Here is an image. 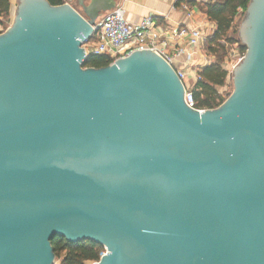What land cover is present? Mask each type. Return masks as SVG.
<instances>
[{
    "label": "water",
    "instance_id": "1",
    "mask_svg": "<svg viewBox=\"0 0 264 264\" xmlns=\"http://www.w3.org/2000/svg\"><path fill=\"white\" fill-rule=\"evenodd\" d=\"M0 34V264H55L51 241L104 246L96 264H264V0L217 109L153 51L85 68L101 18L78 0H17Z\"/></svg>",
    "mask_w": 264,
    "mask_h": 264
},
{
    "label": "trees",
    "instance_id": "2",
    "mask_svg": "<svg viewBox=\"0 0 264 264\" xmlns=\"http://www.w3.org/2000/svg\"><path fill=\"white\" fill-rule=\"evenodd\" d=\"M53 6H60L65 0H48ZM252 0H222L207 7L208 18L215 22L217 29L206 38L205 51L216 59V62L199 69L200 80L194 85L193 91L196 107L200 110L217 109L225 98L219 89L227 86L229 72L221 66L228 55L229 49L239 46L242 55L247 53V47L236 38L238 21L244 18ZM8 0H0V17L8 16ZM1 24V20H0ZM112 63L106 55H89L84 63L85 68H103ZM56 259H62L61 264H91L98 262L105 252L104 246L85 240L77 243L69 242L64 237H55L51 241Z\"/></svg>",
    "mask_w": 264,
    "mask_h": 264
},
{
    "label": "built area",
    "instance_id": "3",
    "mask_svg": "<svg viewBox=\"0 0 264 264\" xmlns=\"http://www.w3.org/2000/svg\"><path fill=\"white\" fill-rule=\"evenodd\" d=\"M94 30L91 39L83 45L87 54L106 55L114 63L136 51H153L175 69L178 78L184 84L190 76L191 68L188 65L182 68L175 67L176 60L185 53L188 54L179 42L187 39V45L198 50L204 40L202 33L197 29L162 32L151 17L138 24L131 23L126 20L121 9L112 10L101 16ZM193 53L188 55L191 56ZM209 64L211 62L207 61L206 65ZM197 80H200V76ZM185 101L189 107L198 109L193 89L187 87Z\"/></svg>",
    "mask_w": 264,
    "mask_h": 264
},
{
    "label": "crops",
    "instance_id": "4",
    "mask_svg": "<svg viewBox=\"0 0 264 264\" xmlns=\"http://www.w3.org/2000/svg\"><path fill=\"white\" fill-rule=\"evenodd\" d=\"M8 1V16L0 17V34L11 27L15 18L18 1ZM218 1L222 0H86L85 6L109 9L116 4L114 9L104 11L101 15L103 16L115 9H121L126 20L134 24L141 23L144 19L151 17L162 32H172L179 29L199 30L204 38L201 48L197 50L188 46L187 39H182L179 45L186 49L188 54L194 53L191 56L185 53L175 62L176 68H182L186 65L191 68L190 76L185 84L188 88H193L197 83L199 69L206 66V62L211 58H214L205 51L204 45L206 38L217 29L216 23L208 18L207 7ZM71 4L78 12L83 14L82 6L79 5L78 0H73Z\"/></svg>",
    "mask_w": 264,
    "mask_h": 264
},
{
    "label": "rangeland",
    "instance_id": "5",
    "mask_svg": "<svg viewBox=\"0 0 264 264\" xmlns=\"http://www.w3.org/2000/svg\"><path fill=\"white\" fill-rule=\"evenodd\" d=\"M243 20H244V18L241 19L240 21H238L239 22L238 23V27H237L238 33L236 35V38L239 40V42L242 45L246 46L245 43L242 42V39H241V36H240V29H241ZM244 56L245 55H242L241 52L239 51V46L238 45H234L233 47H231L229 49L228 55L225 58L224 62L221 63V66L223 68L227 69L228 72H229V78H228V81H227V86L225 88L219 89L220 94H222V96L225 98V102L229 99V97L234 92L233 70H234V68L236 66H238L241 63V61L244 58ZM209 62L214 63V62H216V59L215 58H213V59L211 58V60H209ZM61 261H62V259H56L55 264H61Z\"/></svg>",
    "mask_w": 264,
    "mask_h": 264
}]
</instances>
